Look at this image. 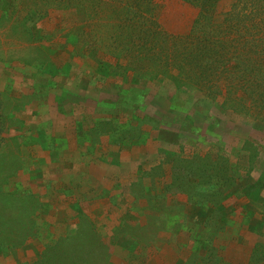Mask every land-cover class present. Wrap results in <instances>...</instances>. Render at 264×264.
<instances>
[{
	"label": "rangeland",
	"instance_id": "rangeland-1",
	"mask_svg": "<svg viewBox=\"0 0 264 264\" xmlns=\"http://www.w3.org/2000/svg\"><path fill=\"white\" fill-rule=\"evenodd\" d=\"M4 1L0 264H264V108L193 95L171 41L149 60L119 8L93 33L55 0Z\"/></svg>",
	"mask_w": 264,
	"mask_h": 264
},
{
	"label": "trees",
	"instance_id": "trees-1",
	"mask_svg": "<svg viewBox=\"0 0 264 264\" xmlns=\"http://www.w3.org/2000/svg\"><path fill=\"white\" fill-rule=\"evenodd\" d=\"M41 1L48 3L51 0ZM55 1L56 4L50 8L70 11L78 17L76 19L80 20L79 23L86 27L84 29L93 33L96 30L88 27L91 24L92 10L104 11V6L105 9H121V14H125L119 20L127 22L126 31L123 32L125 40L131 42V48L141 53L148 50L149 60L158 58L160 53L163 54L166 51L162 46L164 43L162 40L171 41L167 54L164 53L173 63L167 61L168 66L172 64L171 71L177 70L175 74L181 83H184L185 79L195 82L193 95L206 96L215 101L216 105L221 101L219 107L222 110H225L226 102L234 99L238 101L237 104L247 108L246 112L254 107L259 111L260 108L261 110L264 108V0ZM4 3V0H0L1 14L7 13ZM173 3L178 5L179 11L177 7L171 6ZM163 6H171L168 8L170 9L168 14L176 20L169 26L165 24V13L162 20ZM48 9L43 14H33L29 11L27 18H31V15L32 18L38 19L46 17ZM132 9H138V14H132ZM184 21L187 22L179 29L180 23ZM80 29L82 30L81 27ZM69 34L67 37L71 43L78 42L79 34H72V32ZM97 37L90 38L92 40L84 39L85 47L91 45L90 48L88 47L89 51H92L94 46L101 45L102 39ZM149 44L153 46L150 48ZM100 49L94 52L95 56L99 54ZM116 58L118 62L123 61V59L119 60L118 55ZM98 64L101 68L107 66V64L104 66V62L101 61ZM100 71L101 69L98 68V72ZM141 78L146 79L144 76ZM4 105V100L0 99V134L5 126L3 117L8 111ZM111 163L117 165V160L114 159ZM263 177L264 173L260 179ZM260 179L254 181L253 185L262 187ZM149 197L151 196L144 198L148 200ZM194 201L189 200L190 204L192 203L191 206L193 203L200 204ZM198 207L202 208V205ZM36 237L38 238L33 235L32 238ZM84 239L85 246L89 250L93 248L91 240L86 236ZM104 251H106L105 248ZM70 257L72 258V255ZM80 260H83V257L77 256L73 263L79 264Z\"/></svg>",
	"mask_w": 264,
	"mask_h": 264
}]
</instances>
